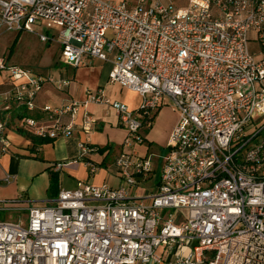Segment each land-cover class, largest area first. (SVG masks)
<instances>
[{"label":"built area","instance_id":"obj_1","mask_svg":"<svg viewBox=\"0 0 264 264\" xmlns=\"http://www.w3.org/2000/svg\"><path fill=\"white\" fill-rule=\"evenodd\" d=\"M10 32L58 42L69 66L111 62L109 81L142 101L135 110L104 88L87 91L85 103L114 109L127 131L115 160L120 184L63 188L53 203L27 209V225L0 221V264H156L157 249L172 245L189 248L177 264H264V0H0V40ZM0 72L10 85L5 109L33 111L46 84L70 85L10 63L1 50ZM167 102L178 120L157 179L153 155L130 149ZM80 105H45L51 126L22 119L43 138L70 136L73 122L61 116ZM93 121L87 116L86 130ZM8 129L0 109L3 153ZM88 165L91 174L100 169ZM151 178L152 190L140 192Z\"/></svg>","mask_w":264,"mask_h":264},{"label":"crops","instance_id":"obj_2","mask_svg":"<svg viewBox=\"0 0 264 264\" xmlns=\"http://www.w3.org/2000/svg\"><path fill=\"white\" fill-rule=\"evenodd\" d=\"M111 68V62L96 58H85L78 67L55 64L47 73L56 78L69 79L70 85L59 90L51 84H46L37 97V108L33 111H26L15 104L8 109L4 108L6 103L4 104L1 94L7 91L10 85L7 75L5 77L0 72V109L8 121L11 139L8 152L3 153L0 150V200L7 201L3 205L5 211L49 205L54 202L61 189H75L87 182L92 184L107 182L115 186L120 184L115 160L123 149L122 144L127 137V131L115 110L104 104L85 103L88 90L104 88L111 98L122 100L135 110L140 107L142 99L138 93L109 81ZM73 99L81 103L77 114L61 116L62 122H73L72 135L56 139L43 138L38 136L34 129L25 126L22 119L24 116L35 118L40 126H51L54 122L42 108L45 105L53 107L67 105ZM166 106L168 104L158 110L154 124L147 132V137L151 141L157 140L165 147L164 154L170 133L178 120L176 115L166 126L168 130L166 134H162L163 119L170 111L164 108ZM87 116L94 119L90 122V130L85 129ZM81 142H85L94 150L82 156L79 149ZM117 147L119 151L112 159L113 150ZM98 148H104V151L99 152ZM130 150L144 154L146 147L138 144ZM89 162L98 165L100 169L91 174ZM58 163L63 164L61 168L56 166ZM158 175H155L157 179ZM151 190L152 187L144 186L140 192L149 193ZM9 200L13 201L8 202ZM188 251L189 248L186 246L160 247L157 252L162 261L156 264H177V255Z\"/></svg>","mask_w":264,"mask_h":264},{"label":"rangeland","instance_id":"obj_3","mask_svg":"<svg viewBox=\"0 0 264 264\" xmlns=\"http://www.w3.org/2000/svg\"><path fill=\"white\" fill-rule=\"evenodd\" d=\"M117 3L122 2L124 0H112ZM189 0H174V6L176 7H186L188 5ZM46 31V29H44ZM251 36H255L254 33H251ZM16 42V43H15ZM15 43V46L13 47ZM252 49L256 50L257 45L255 43L251 44ZM0 50L7 53V57L9 62L23 66L27 68H31L34 71L47 73L51 68H54V65L60 63L62 66L70 67L69 65L63 64L60 61L61 47L60 44L56 41L52 42H42L40 41L38 35L36 33L30 32H10L4 34V36L0 40ZM6 77V73H2ZM168 106L164 107L169 109L172 112H168L167 116L163 119L162 123V134L165 135L167 130V125L174 120L175 116H178V112L171 106L170 102H167ZM114 110V109H113ZM114 117V116H112ZM111 117V118H112ZM155 121V120H154ZM122 127V126H121ZM256 127H259V124H256ZM123 128V127H122ZM150 130V129H149ZM148 130V131H149ZM145 130V133L148 132ZM264 135V131L260 135V137ZM146 147L145 154H152L155 164V171L157 174L160 173V167L162 165V155L165 152V147L159 143V141H151L147 135L143 142ZM124 149V145L122 144ZM142 148H144L142 146ZM122 149V150H123ZM119 151V147L113 150L112 159L117 155ZM154 179H148L144 181L143 186L153 187ZM4 203L0 200V221L3 220H11V221H22L24 225H27L28 221V210L25 207L21 209H17L15 211H5L3 207ZM39 207V206H34Z\"/></svg>","mask_w":264,"mask_h":264},{"label":"trees","instance_id":"obj_4","mask_svg":"<svg viewBox=\"0 0 264 264\" xmlns=\"http://www.w3.org/2000/svg\"><path fill=\"white\" fill-rule=\"evenodd\" d=\"M15 43H16V42H15ZM15 43H14L13 47L15 46ZM98 151H99V152H103V151H104V148H98Z\"/></svg>","mask_w":264,"mask_h":264}]
</instances>
